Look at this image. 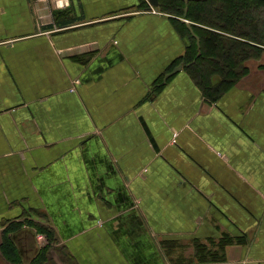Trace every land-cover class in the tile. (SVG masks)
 <instances>
[{"label":"crops","instance_id":"1","mask_svg":"<svg viewBox=\"0 0 264 264\" xmlns=\"http://www.w3.org/2000/svg\"><path fill=\"white\" fill-rule=\"evenodd\" d=\"M141 1L0 0V244L22 223L30 264L33 222L47 264H172L166 243L222 239L223 260L186 264H264V54L211 102Z\"/></svg>","mask_w":264,"mask_h":264},{"label":"trees","instance_id":"2","mask_svg":"<svg viewBox=\"0 0 264 264\" xmlns=\"http://www.w3.org/2000/svg\"><path fill=\"white\" fill-rule=\"evenodd\" d=\"M141 5L146 6L144 0ZM156 9L168 15L181 37L188 40L177 66H182L203 97L211 102H216L247 73L248 61L257 60L264 54V0H157ZM183 20L191 24L198 37L199 50ZM21 224H9L2 234L0 252L10 264H22L10 237L21 229ZM28 224L37 233L44 234L47 240L30 264H47L49 250L54 244L52 234L44 226L33 222ZM231 241L220 240L215 245L218 247L216 251H206L205 245L194 241L189 257L201 262L221 261L224 259L223 246ZM165 246L168 255L174 256L173 243ZM182 252L175 254L176 258H183ZM62 260L64 262L63 257Z\"/></svg>","mask_w":264,"mask_h":264},{"label":"rangeland","instance_id":"3","mask_svg":"<svg viewBox=\"0 0 264 264\" xmlns=\"http://www.w3.org/2000/svg\"><path fill=\"white\" fill-rule=\"evenodd\" d=\"M42 237V236H41ZM35 240H36V236H35ZM47 242V240L46 239H44V242L42 243V244H45ZM189 244L191 245L190 247L192 248V246H193V244H194V242H189ZM188 246V245H187ZM180 247H186V244L183 246V245H181ZM175 250V249H174ZM205 250L206 251H210L209 249H208V247L207 246H205ZM176 251V250H175ZM189 251H192V249H189L188 251H184V254L183 255H181L183 258H176V256L174 255V256H168V252H167V257H168V261H170L172 264H186V263H188V262H190V261H192V258H190L189 256H190V252ZM171 258V259H170ZM206 259H208V258H206ZM205 259V260H206Z\"/></svg>","mask_w":264,"mask_h":264},{"label":"water","instance_id":"4","mask_svg":"<svg viewBox=\"0 0 264 264\" xmlns=\"http://www.w3.org/2000/svg\"><path fill=\"white\" fill-rule=\"evenodd\" d=\"M148 4L150 5V7L152 8H156L157 7V0H147ZM186 28L188 29L189 33L191 34V36L196 40V45H197V49L199 50V39L198 37L193 33L191 24L189 22L186 23ZM181 69V66L176 67L173 72H177Z\"/></svg>","mask_w":264,"mask_h":264},{"label":"built area","instance_id":"5","mask_svg":"<svg viewBox=\"0 0 264 264\" xmlns=\"http://www.w3.org/2000/svg\"><path fill=\"white\" fill-rule=\"evenodd\" d=\"M56 5L57 6H60V7H63L64 6L63 3L62 4H59V1L56 2ZM35 236H36V243L37 244L40 245V244H42L44 242V237L43 236L41 237V235H39V234H36Z\"/></svg>","mask_w":264,"mask_h":264}]
</instances>
